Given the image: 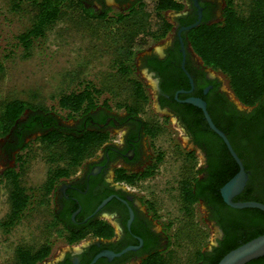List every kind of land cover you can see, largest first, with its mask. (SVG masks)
Instances as JSON below:
<instances>
[{
  "label": "flooded vegetation",
  "instance_id": "1",
  "mask_svg": "<svg viewBox=\"0 0 264 264\" xmlns=\"http://www.w3.org/2000/svg\"><path fill=\"white\" fill-rule=\"evenodd\" d=\"M83 1L100 12L108 7L125 12L136 0ZM168 12H174L176 17L170 30L172 37L164 43L154 42L137 54V70L143 76L139 80L145 89V75L155 82L154 94L161 118H148L147 104L133 114L115 101L106 104L105 97H100L90 115L79 117V130L101 131L108 134V140L70 177L62 178L51 200L54 213L61 220L66 221L68 213L75 210L69 216L72 226L83 228L91 222L103 221L113 227V235H88L69 245L71 249L64 255L40 264H143L150 257L179 263V228L183 219L179 187L183 168L188 164L194 173L193 181L197 177L210 179L213 171L221 166L233 171L232 174L240 170L223 139L210 127L204 108L191 100L204 102L215 125L226 130L244 165L246 186L232 201L264 204V99L251 106L239 102L224 83L225 75L206 67L187 40V33L197 27L190 26L198 21L200 25L205 19L216 21L223 11L220 15L211 0H189L182 11ZM151 130L156 133H150ZM220 142L226 145L231 160L219 153ZM168 156H173L177 170L166 193L171 191L175 196L176 192L178 202L174 200L165 211L163 189H153L150 181L164 170ZM121 174L125 178H120ZM222 201L217 204L201 199L194 205L205 210L208 223L217 229L212 234L214 241L211 239L203 246V251L208 253L228 242L231 235L226 227L229 225L240 223V231L246 233L254 227L264 228L263 215H251L250 210L245 214L238 212L259 208H236L226 203L223 196ZM262 260L260 264H264V257Z\"/></svg>",
  "mask_w": 264,
  "mask_h": 264
},
{
  "label": "trees",
  "instance_id": "2",
  "mask_svg": "<svg viewBox=\"0 0 264 264\" xmlns=\"http://www.w3.org/2000/svg\"><path fill=\"white\" fill-rule=\"evenodd\" d=\"M224 2L222 19L213 22L205 19L187 33V40L206 67L228 78L229 87L238 101L251 106L264 99V0H246L242 3V8L236 5L235 0ZM11 6L15 11L28 8L32 14L29 27L16 37L25 57L31 55L35 41L45 38L49 30L67 16L73 17L76 21L79 17L85 23L92 20L104 24L115 23L118 36L124 42L117 49L118 57L114 61V67L116 74L130 87L127 98L118 101L117 104L119 107H126L133 114H137L140 108L148 105L150 99L142 81L133 77L136 66L134 57L170 32L173 24L164 19L165 12H179L185 8L178 0H136L125 12H115L112 7L100 12L88 6L83 0H12ZM139 34H144L145 38L137 42L136 36ZM104 91L115 95L112 88L105 90L94 86L93 83L79 84L78 88L60 94L57 101L59 110L56 111L51 107L17 97L1 103L0 141L6 139L3 149L11 153L25 152L17 155L16 166L6 167L0 175V182L5 179L9 183L10 208L0 222L4 232L9 233L19 225L33 204L34 190L23 184L22 177L29 162L27 157L35 150L36 144L48 150L47 177L39 191L41 202L49 204L62 178L70 177L108 140V134L101 131L91 129L80 131L81 126L78 123L81 115L87 116L93 112L99 98L105 94ZM111 97L104 98L106 104L113 100ZM58 111L64 112L65 116L62 117ZM218 127L221 128L220 125ZM221 129L226 132L224 128ZM150 133L156 131L151 130ZM211 133L215 134L214 131ZM220 152L224 158L231 160L227 147L222 142ZM183 170V179L179 187L183 219L179 228L181 256L178 264H218L232 249L264 234V228L254 227L251 232L246 233L240 231V223L232 224L226 227L231 235L228 242L220 248H215L212 253L203 251L208 232L195 221L194 205L201 199L221 204L223 201L220 189L236 174L221 166L213 171L210 179L200 180L197 177L193 181L194 173L188 164ZM120 178H125V175L121 174ZM247 210L251 211V215L256 213L257 216L258 214L264 216V212L259 209H240L238 212L245 214ZM73 211L75 210L68 213L66 221L58 218L53 212V220L48 225L49 228L60 226L57 230L64 232L66 244H76L88 235L99 237L113 235V227L103 221L91 222L83 228L72 226L69 216ZM238 239L242 241L238 242ZM52 251L53 242L50 240L37 247L20 245L15 250L11 264H40L52 255ZM262 262V258H259L247 264ZM143 264L175 263L167 258L150 257Z\"/></svg>",
  "mask_w": 264,
  "mask_h": 264
},
{
  "label": "rangeland",
  "instance_id": "3",
  "mask_svg": "<svg viewBox=\"0 0 264 264\" xmlns=\"http://www.w3.org/2000/svg\"><path fill=\"white\" fill-rule=\"evenodd\" d=\"M185 7L188 0H179ZM225 5L224 0H220ZM238 7L246 0H235ZM12 0H0V105L6 99L22 98L34 104L59 110L58 97L62 92L70 91L79 87L82 83H93L102 89L112 88L115 95L104 91L101 96L111 97V101H124L129 95L130 87L124 83V79L116 74L114 61L117 59V49L124 42L118 36L115 23L104 24L92 20L86 23L78 17H66L56 23L49 30L47 36L34 43L29 57L24 56L23 48L17 43V35L29 27L32 14L30 9L15 11L11 6ZM242 8V7H241ZM27 9V10H25ZM118 11V10H117ZM172 12H165L164 19L174 24L169 17ZM222 19H216L219 21ZM172 36L171 32L165 37L156 40L159 44ZM144 34L136 36L137 42L143 41ZM138 55L134 57L136 64L133 77L143 79L137 70ZM145 81V80H144ZM146 82V81H145ZM229 88L228 78L225 82ZM147 92L150 96L147 117L160 119L161 114L154 109V93L151 86L146 82ZM112 94V95H111ZM62 117L64 112H60ZM178 136L175 133L174 142ZM160 144V142H158ZM43 146L36 144L35 150L28 155V165L22 177L23 184L33 189V204L26 211L22 222L11 232L7 233L0 227V264H11L15 250L20 245H34L35 247L50 240L53 242L52 258L62 249L69 247L64 240V232L61 233L54 227L49 228L53 220L52 201L49 204L41 202V188L45 182L48 171L46 161L47 152ZM25 152H16L18 154ZM27 153V152H26ZM173 156H168L165 168L150 185L155 190L163 189L165 211H168L174 200L177 199L173 192L166 190L172 184L173 175L176 174L173 165ZM17 160L14 166L17 165ZM200 158L198 157V165ZM174 169V170H173ZM177 170V169H176ZM1 175V174H0ZM171 180H170V179ZM168 181V182H166ZM9 183L7 180L0 182V222L9 211ZM196 218L200 225L205 227L208 238L205 245L212 239V233L204 219V216L196 205ZM47 259V260H48Z\"/></svg>",
  "mask_w": 264,
  "mask_h": 264
},
{
  "label": "water",
  "instance_id": "4",
  "mask_svg": "<svg viewBox=\"0 0 264 264\" xmlns=\"http://www.w3.org/2000/svg\"><path fill=\"white\" fill-rule=\"evenodd\" d=\"M211 1L215 2L216 6H217V10H218L219 14L221 15L222 14L221 12L223 11V4L221 3V1L220 0H211ZM112 2L113 1H110V3H112ZM169 17L174 22V20L176 18L174 12H172ZM198 25H199V21L197 23H195L194 25L190 26L189 28H192V27L198 26ZM166 41L167 40L163 41V43ZM138 64H139V57L137 59V65ZM140 75L142 76L141 73H140ZM145 76H146V79H144V80L151 86L153 93H155V82L153 81V79L149 75H145ZM191 102H193L197 105H200L204 108L205 116H206V119H207L210 127L217 134L220 135V137L223 139V141L227 145L230 153L236 159V161L238 162V164L240 166V170L238 171V173L221 188V193H222V196H223L225 202L228 203L229 205L233 206V207H236V208L254 207V208H259V209L264 211V204H262L260 202H256V201L233 202L232 201L233 196H235L236 194H239L246 186L247 173L245 171L244 165H243L241 159L239 158V156L237 155L236 151L232 147L226 133L224 131H222L221 129H219L215 125L212 118L210 117V115L206 111L205 106H204V102H202L201 100H191ZM154 109L157 113H159L158 112V104H157V101L155 99V94H154ZM69 123H71V122H69ZM5 143H6V139L0 141V174L6 169V167H12L16 163V155H15L16 152L15 151L13 153L7 152V151L5 152V150L3 149V146ZM199 208H200V210L204 216V219H205L211 233L216 234L217 229H216V227H211L210 224L208 223V221L206 219L205 210L200 205H199ZM212 239H213V236H212ZM213 241H214V239H213ZM70 249H71V247H66V248L62 249L60 252H58L56 255H54L50 259H53L55 257H60V256L64 255V253L70 251ZM262 257H264V234L259 235L255 238L239 245L238 247L232 249L226 255H224V257L219 261L218 264H247L248 262H250L252 260L259 259Z\"/></svg>",
  "mask_w": 264,
  "mask_h": 264
}]
</instances>
